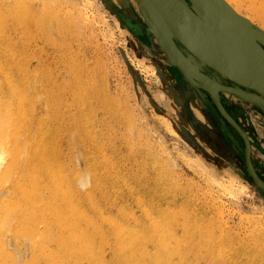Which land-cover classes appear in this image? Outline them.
Returning a JSON list of instances; mask_svg holds the SVG:
<instances>
[{"label": "bare ground", "instance_id": "6f19581e", "mask_svg": "<svg viewBox=\"0 0 264 264\" xmlns=\"http://www.w3.org/2000/svg\"><path fill=\"white\" fill-rule=\"evenodd\" d=\"M97 1L0 0V264H189L190 253L199 252L204 253L201 264H264V216L241 212L245 222L259 228L254 229L256 235L249 233L245 239H240L233 236L234 231H230L227 221L223 219L225 213L221 206L216 210L217 218L208 221L209 218L206 220L191 202L175 209H171L170 205L164 206L162 199L172 197L176 192L162 194L154 190L148 195L141 188L136 194L140 182L132 185L131 181L124 179L115 157L111 134L105 131L102 122L97 130L96 104L99 101L93 97H101L100 87L105 89L104 84L98 81L97 67L90 68L67 42L56 44L58 37L70 36L71 39L72 36H81L84 27L88 28L91 23V18L99 24L104 23L97 14ZM142 1L155 25L165 35L175 38L172 27L154 1ZM176 1L180 5V17L190 14L202 26L206 21L202 16L203 9L209 11L207 18L219 17L228 22L217 27L218 39L213 42L197 41L185 31L196 52L221 62L230 71L236 65L226 61L229 56H234L232 61L248 66L256 65L258 68L264 65V54L259 49L260 46L264 50V34L258 32L264 33V0H214L225 12L212 0H194V7L188 0ZM88 7L93 11V16L89 14ZM255 18L261 21L258 20L260 25H257L259 23ZM105 32L112 37L110 31ZM155 39V46L166 55L159 40ZM40 40L58 47V72H54L42 59L43 51L40 52L37 46ZM180 46L192 55L183 52L193 70L189 73L180 69L167 56L169 63L175 64L172 81L176 85L184 81V85L178 87V92L182 94L189 89H202L199 77L205 78L206 83L217 82L224 89L220 88L215 93L206 86L204 89L214 99L216 108L211 110L221 114L229 123L225 114L230 115L220 102L221 93L226 99L237 97L245 103L246 100L238 92H257L239 84L228 85L218 81L206 72L213 71L220 75L217 71L202 67L196 55ZM130 57L147 82L154 77V68ZM149 57L156 58L154 51L149 53ZM239 71L245 74L242 69L236 70ZM167 75L168 71L163 73V77ZM66 94L69 95L65 97ZM172 95L180 100L176 92H172ZM217 98L221 108L215 101ZM102 99L111 122L131 126L132 114L129 110L120 107L122 111L114 113L109 101ZM251 100L254 102L251 101V104L264 113V105H261L262 109L256 99ZM201 104L202 107H197L196 112L204 119L201 109L205 103ZM159 116L164 119L167 129L180 138L171 120ZM234 123L241 127L235 120ZM123 135L130 145L132 136L127 132H123ZM61 138L67 142V154L62 148ZM248 140L251 151L247 167L256 174L253 179L256 178V181L258 178L260 186L264 188L263 176L257 174L253 146L250 138ZM80 142L88 144L85 154L88 169L85 172L74 167L70 169L65 163L69 155L71 158L75 154ZM211 151L207 152L212 154ZM165 154L169 156L168 152ZM199 157L190 156L189 161L206 173L208 185L218 186L220 191L235 199L247 190V185L235 176L217 179ZM164 162L157 170L169 179L172 177L171 160L167 158ZM172 165L175 167L174 163ZM127 192L133 196L138 207H145L146 215L150 218L148 225L136 220L131 204L122 201L128 196ZM155 198L157 206L154 205ZM214 200L215 204L222 201L218 196ZM114 209L117 216L113 214ZM178 216L184 219L186 233L183 237H176L173 232ZM250 239L254 240V248L246 247ZM149 243L153 245L152 250L148 249ZM191 243L194 248H189ZM107 248L111 249L110 257Z\"/></svg>", "mask_w": 264, "mask_h": 264}, {"label": "rangeland", "instance_id": "374dc122", "mask_svg": "<svg viewBox=\"0 0 264 264\" xmlns=\"http://www.w3.org/2000/svg\"><path fill=\"white\" fill-rule=\"evenodd\" d=\"M96 10L104 23L99 24L97 20L91 18V23H89L88 28L84 27L81 36H72L71 39L70 36L58 37L56 44L67 42L68 45H72L73 51L78 52L81 59L90 65V68L97 67L98 81L102 82L105 88L100 87L101 97H97V95L93 97L99 101L96 104L97 130L99 123L102 122L105 131L111 134L115 157L122 169L124 179L131 181L132 185L140 182L136 194L141 188L148 195L154 190H158L162 194L176 192L172 197L162 199L164 206L170 205L171 209H175L184 203L189 205L191 202L198 212L203 213L207 218L206 220L209 218L208 221L217 218L218 212L216 210L221 206L225 213L223 219L227 221L230 231H234L233 236L245 239L249 233L256 235L254 229L259 227L245 222L241 212H254L257 214L256 216H264V188L253 179V175L246 165L247 150L242 135L231 122L229 124L221 114L211 110L212 106L216 108L214 99L212 100L211 96L205 92L202 82L200 85L202 89H199L200 93L204 100L209 99V102L207 101V104L204 105V119L199 117L196 112L197 107H202L201 102H203V99L197 94L198 91L189 89L182 94L178 92V87L184 85V81L181 83V79H179L181 85H176L172 81L174 79H172L171 74L174 73L175 64H170L167 59L171 57L166 52L165 55L159 47L155 46L156 39L148 32L146 18L138 2L136 3L135 0H98ZM88 11L89 14L93 12L89 7ZM243 11L246 13V9L243 8ZM91 16L93 15L91 14ZM258 20L255 21L259 23L260 20ZM105 30L110 31L112 37L107 35ZM102 34L103 37H101ZM40 42L41 40L37 46L40 48V52L43 51L42 59L52 67L54 72H58L56 63L58 47L44 41ZM42 46L43 48H41ZM78 47L81 48L80 52ZM179 47L186 55L192 56L185 52L180 44ZM153 51L156 54L155 59L149 57V53ZM129 55L136 61L142 60L145 66L154 68L156 70L154 77L147 82L142 72L133 65ZM167 71L169 75L163 77V73ZM106 77L108 78L107 81ZM166 82L170 84L165 85ZM219 88L215 90H220ZM172 92H176L180 96V100L175 99ZM68 95L66 94L65 97ZM102 98H105L106 102L109 101L108 104L111 105L114 113L121 112L120 107L129 110L130 115L132 114L131 126L126 127L122 122H111L108 111L103 106ZM239 107L240 109L234 108L235 110H233L237 113L236 117L241 127L243 130H247L250 141L254 144L253 161L264 177V136L259 132V126L261 129L264 128V113L258 111L259 108L257 109L254 104L247 101ZM70 111L72 112L73 109ZM159 115L166 116L171 120L172 125L180 134V138L175 137L167 129L163 122L164 119ZM229 130L231 132H228ZM245 131L244 133H246ZM123 132L132 136L130 145L125 141ZM64 140V138L60 139L63 143L64 153H66L67 142ZM87 145V143L80 142L75 149V154L71 158L69 155L67 157L69 159L66 158L67 162L65 161V163L68 168L74 167L80 172H85L88 169L85 162ZM208 150H212V154H209ZM167 152L169 156L165 154ZM111 154H113L112 150ZM190 156H200L199 158L206 164L207 169L211 170L217 179H225L230 176L237 177L240 182L247 185V190L235 199L220 191L218 186L208 185L206 173L198 169L191 160L189 161ZM167 158L171 160L169 165L171 166L172 177L169 179L163 177L157 170L161 163L165 164L164 161ZM171 163H174L175 167ZM120 187L123 188L122 185ZM136 194L133 195L136 196ZM127 195L122 198V201L131 204L132 208H128H131L136 220L143 225H148L150 218L146 215L145 207L143 209L138 207L133 196L128 192ZM217 196L222 200L220 204H215L214 199ZM154 205L157 206L156 198ZM116 212L114 209V216H117ZM130 224L133 225L134 223ZM173 232L176 237L185 235L182 216H178V221L173 226ZM246 247L254 248V240L250 239ZM189 248H194L192 243ZM148 249H153L152 243L148 244ZM106 252L110 257L111 249L107 248ZM203 255V252L190 253L189 264H201ZM220 264L228 263L222 262Z\"/></svg>", "mask_w": 264, "mask_h": 264}, {"label": "water", "instance_id": "95a60500", "mask_svg": "<svg viewBox=\"0 0 264 264\" xmlns=\"http://www.w3.org/2000/svg\"><path fill=\"white\" fill-rule=\"evenodd\" d=\"M142 13L144 14L145 18H146V22L148 25V32L153 35L155 38H157V40H159L160 44L162 45V47L164 48V50L167 52V54L172 58V60L174 61V63L180 67V69H183L185 71H190L192 73L191 70H193V67L190 66L189 62H187L188 60L186 59L183 51L180 49L179 44H181L182 46H184V48L187 51H190L191 53H193L194 55H196V57L199 59H197L200 63L202 67H208V68H212L215 71H217L220 76H222L225 80H229L235 84H239L242 85L244 87H249L250 89H252L253 91L257 92V94H246L244 92H238L237 94H239L244 100L246 101H250V103H252L253 101L251 99H256V101L259 102V106L262 107L264 105V65L258 66V68H256V65L254 66H248L247 64L245 65V63H241L239 61H232L234 56L231 58V56L227 57L226 61L228 63H232L233 65H236V67H234L232 69V71L227 70L224 65L221 62H216L211 58H208L207 56L203 55V54H199L198 52H196V48H194V45L192 43L189 42V38L187 37V35L192 36L194 39L198 40H203L208 43V42H213L216 41V38L218 39L217 36V27L220 24H228L227 20L219 18V17H213L211 18L210 16L207 18V15H209V11L208 10H202V16L204 18H206L205 21V26L201 25V22L197 20V18H194L193 16H191L190 14L186 15V16H182L180 17L179 14V9L178 6L179 3L176 0H153L156 7L158 8V10L160 11V13L163 15L164 19L170 24V26L172 27L174 33H175V38L171 37V36H167L165 35L156 25L155 23L150 19V17L147 15L146 12V8L145 5L143 3L142 0H137ZM189 2H191L193 4V7L195 6V1L194 0H188ZM214 1V0H212ZM215 3V4H214ZM212 4V3H211ZM213 4L215 6H217L219 9L222 10V12H225L226 10L222 9L219 4H217L215 1L213 2ZM212 4V6H214ZM185 6L187 7L186 3ZM187 9V8H186ZM211 8H209L210 10ZM211 12L212 9H211ZM176 13V14H175ZM199 13V12H198ZM203 28V29H201ZM208 29V30H206ZM185 31H187V35L185 33ZM209 31V32H207ZM260 34H264L262 31H258ZM206 38V39H205ZM210 38V39H208ZM179 41V42H178ZM259 49L261 50V53L264 54V50L259 46ZM263 51V52H262ZM235 54H239L238 52H236ZM240 59L246 60V58H241ZM238 69H242L243 71H245L243 73L236 72V70ZM189 72V73H190ZM250 75V76H249ZM200 76V75H198ZM199 79L202 80V83L204 85V87L206 86V88L210 89L211 92L215 93L218 90H215L216 88L218 89V87L222 88L220 85H218L217 82H211L209 81L208 83H206V81H204V79H202L201 77H199ZM212 87H214L212 89ZM219 88V89H220ZM224 89V88H222ZM260 93V94H258ZM216 103L218 104V107L221 108L219 100L218 98L215 100ZM252 101V102H251ZM254 103V102H253ZM262 105V106H261ZM263 109V107H262ZM223 111V110H222ZM223 113L225 114V112L223 111ZM226 118L232 123V125L239 131V133L242 135V137L245 140L246 143V157H247V165H249V161H250V151H251V146H250V142L247 138V136L245 135L244 131L242 130V128L240 126H236L234 123V120L229 116H227L225 114ZM250 169V168H249ZM251 171V170H250ZM252 174H254L253 176H255L256 174L254 172L251 171ZM256 177V176H255ZM254 177V178H255ZM256 179V178H255ZM259 183V179L257 178L256 180ZM260 184V183H259Z\"/></svg>", "mask_w": 264, "mask_h": 264}, {"label": "flooded vegetation", "instance_id": "af4514ba", "mask_svg": "<svg viewBox=\"0 0 264 264\" xmlns=\"http://www.w3.org/2000/svg\"><path fill=\"white\" fill-rule=\"evenodd\" d=\"M207 73H210L211 74V76L212 77H214V78H216L218 81H220V82H222V83H226V84H228V85H233L234 83H232L231 81H229V80H227V81H225V80H223L221 77H219L216 73H214L213 71H206ZM231 82V83H230ZM198 91V90H197ZM200 97H201V99H203L202 101L205 103V104H207V101L209 102V99H207L206 98V100H204V98H203V96L201 95V93H200V90L198 91V93H197ZM204 94H205V96H206V93L204 92ZM219 94H220V92H219ZM222 98V99H221ZM221 98H220V102L222 103V106L225 108V110H227V113L231 116V118H233L236 122H238L239 123V121H238V119H237V117H236V115H237V113L234 111L235 109H240V107L239 106H241V104L240 103H243L241 100H240V103H238L239 102V99H236L235 97H232V99L231 100H228V99H226L225 97H223V94L221 93ZM203 102H201V103H203ZM243 105V104H242ZM209 106H210V104H209ZM211 107V106H210ZM211 108H214L213 106L211 107ZM235 108V109H234ZM215 109V108H214ZM234 109V110H233ZM204 110V108H202L201 109V112L204 114L205 113V111H203ZM204 116H205V114H204ZM240 124V123H239ZM243 128V127H242ZM228 130V129H227ZM245 131V130H244ZM246 133H245V135L248 137V138H250L249 137V135L247 134V130L245 131ZM259 132L264 136V128H260V126H259ZM251 144H252V141H251ZM252 146L254 147V144H252ZM257 169V174L258 175H260L261 177L263 176L262 174L263 173H261L259 170H258V167L256 168ZM259 176V177H260ZM260 177V178H261ZM262 179L264 180V177H262Z\"/></svg>", "mask_w": 264, "mask_h": 264}]
</instances>
